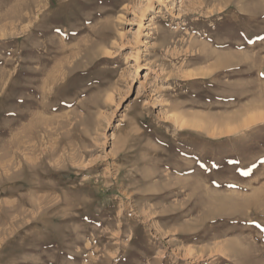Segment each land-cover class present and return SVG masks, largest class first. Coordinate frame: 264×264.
Returning a JSON list of instances; mask_svg holds the SVG:
<instances>
[{
    "label": "rangeland",
    "instance_id": "rangeland-1",
    "mask_svg": "<svg viewBox=\"0 0 264 264\" xmlns=\"http://www.w3.org/2000/svg\"><path fill=\"white\" fill-rule=\"evenodd\" d=\"M262 38L264 0H0V264H264Z\"/></svg>",
    "mask_w": 264,
    "mask_h": 264
},
{
    "label": "bare ground",
    "instance_id": "bare-ground-1",
    "mask_svg": "<svg viewBox=\"0 0 264 264\" xmlns=\"http://www.w3.org/2000/svg\"><path fill=\"white\" fill-rule=\"evenodd\" d=\"M47 125V124H46ZM47 127V126H46ZM51 133V132H50ZM46 139V138H45ZM51 150V149H50ZM31 151V150H30ZM72 155V154H71ZM38 167V166H37ZM43 168V167H42ZM157 175V174H156ZM169 181V180H168ZM173 183V182H172ZM174 185V184H173ZM186 185V184H185ZM43 186V185H42ZM184 186V185H183ZM201 187V186H200ZM42 188V187H41ZM162 188V187H161ZM181 188V187H180ZM168 189V188H167ZM186 189V188H185ZM41 190V189H40ZM186 191V190H185ZM201 191V190H200ZM171 193V192H170ZM202 193V192H201ZM150 194V193H149ZM232 194V193H231ZM131 195V194H130ZM174 195V194H173ZM171 196V195H170ZM169 196V197H170ZM195 196V195H194ZM234 196V195H232ZM230 201V200H229ZM173 202V201H172ZM146 203V202H145ZM179 204V203H178ZM157 207V206H156ZM187 207V206H186ZM146 208V207H145ZM184 208V207H183ZM229 208V207H228ZM1 209V208H0ZM230 209V208H229ZM220 211V210H219ZM227 211V210H226ZM222 213V212H221ZM190 214V213H189ZM76 216V215H75ZM184 217V216H183ZM171 222V221H170ZM133 230V229H132ZM134 231V230H133ZM170 231V230H169ZM206 234V233H205ZM160 235V234H159ZM201 238V237H200ZM179 242V241H177ZM236 248V247H235ZM219 250V249H218ZM214 261V260H213ZM186 263V262H185ZM212 263V262H211Z\"/></svg>",
    "mask_w": 264,
    "mask_h": 264
},
{
    "label": "snow or ice",
    "instance_id": "snow-or-ice-1",
    "mask_svg": "<svg viewBox=\"0 0 264 264\" xmlns=\"http://www.w3.org/2000/svg\"><path fill=\"white\" fill-rule=\"evenodd\" d=\"M262 39H264V38H262ZM262 75H264V73H262ZM256 226H257V227H260V225H259V224H257Z\"/></svg>",
    "mask_w": 264,
    "mask_h": 264
}]
</instances>
